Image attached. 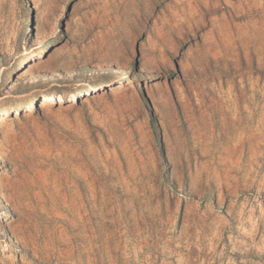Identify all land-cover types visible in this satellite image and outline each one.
I'll return each mask as SVG.
<instances>
[{"label":"rangeland","instance_id":"obj_1","mask_svg":"<svg viewBox=\"0 0 264 264\" xmlns=\"http://www.w3.org/2000/svg\"><path fill=\"white\" fill-rule=\"evenodd\" d=\"M0 264H264V0H0Z\"/></svg>","mask_w":264,"mask_h":264}]
</instances>
